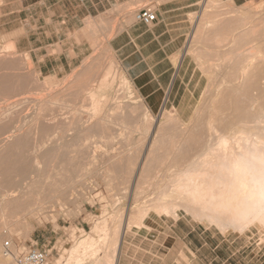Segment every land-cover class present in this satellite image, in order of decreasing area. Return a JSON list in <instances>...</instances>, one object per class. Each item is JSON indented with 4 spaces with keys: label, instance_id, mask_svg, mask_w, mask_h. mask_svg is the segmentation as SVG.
<instances>
[{
    "label": "rangeland",
    "instance_id": "1",
    "mask_svg": "<svg viewBox=\"0 0 264 264\" xmlns=\"http://www.w3.org/2000/svg\"><path fill=\"white\" fill-rule=\"evenodd\" d=\"M67 1L71 2L67 3V8L81 7L78 0ZM187 1L135 0L90 18L87 25L93 32L91 52L78 68L59 78L40 74L31 56L17 46L16 34H1L17 27L15 17L11 18L15 25L0 28V193L6 191L1 194L11 196L6 197L10 202L3 201L4 205L0 196L4 211L0 208V213H5L0 214L4 217L0 218V250L3 241L11 236L20 251L37 245L52 250V264L58 261L67 264L69 250L75 241L91 233L101 220L115 226H108L116 229L113 235L110 233L111 237H119L118 232H124L118 264H121L128 242L132 243L128 253L133 264H264V225L256 222L243 229L228 227L223 230L201 214L202 217L199 210L190 209L195 211L190 212L184 199L163 198L164 191L173 187L172 183L167 185L169 188L165 187L171 182V173L167 164L160 165L157 161L167 156L170 139L179 141L182 134L189 137L199 131L196 125L215 106L221 89L222 69L229 66V54L250 46H254L255 55L264 54V0H190L197 3L175 12L184 14L181 16L187 20L182 53L187 71L176 104L159 112L153 113L147 108L133 82L124 86L122 81L128 76L110 44L115 33L125 30L135 20L136 12L145 6L157 10L165 4L181 6ZM54 2L57 0H51V4ZM50 11L53 7L46 14ZM256 39L261 40L260 45ZM109 66L115 68L117 77L105 91H98L97 84ZM167 116L169 120L172 117L171 122L167 121ZM165 119L169 123L164 122ZM161 138L164 141L160 144ZM180 148L177 151L180 154L174 158L186 159L188 153L191 156L204 151L194 147L191 150L184 145ZM20 183L29 189L21 187ZM30 185L35 188L33 193L43 188L42 193H48V198L41 192L44 197L31 192L33 200L29 196L25 198L28 202L24 200L22 204L20 198L26 195L24 189L29 193ZM49 192L52 193L49 195ZM13 197H16L15 202ZM32 201L35 205L28 204H33ZM161 202L169 209L165 210ZM26 204L28 209L22 207ZM13 206L25 211L22 213L18 208L20 211L13 215ZM158 206L163 210L156 208ZM11 207L13 210L9 211ZM137 213L141 215L135 218ZM186 243H190L193 250L189 254ZM102 249L106 250H101L100 257L110 250L105 246ZM111 250L109 252L113 253V248ZM0 257L4 262L1 251ZM12 260L5 262L12 264ZM70 262L68 264L76 263Z\"/></svg>",
    "mask_w": 264,
    "mask_h": 264
},
{
    "label": "bare ground",
    "instance_id": "2",
    "mask_svg": "<svg viewBox=\"0 0 264 264\" xmlns=\"http://www.w3.org/2000/svg\"><path fill=\"white\" fill-rule=\"evenodd\" d=\"M260 36L263 37V34H260ZM259 39H261V38H259ZM262 39H264V38H262ZM253 40H254V38H253ZM257 41H259V40L256 39L255 42H257ZM260 41L257 44L260 45L261 44ZM238 46H239V44H238ZM253 48H254V46L244 47V48L242 47V48L236 49V50L232 51L233 54L231 53L232 54L231 57H230L231 54L228 53L229 54V60H228L229 66L226 65L227 67L225 66L226 68L222 69V70H224V73L222 75L221 85L219 84L221 86V89H220V93H218L219 94L218 97H216L217 99H215L216 100L215 106H214V104H212V106H214V107H211V110H210V112H208L207 117H205L204 120L200 121V124L196 125L197 128L195 126V128L199 129L200 132L198 131L199 132L198 133L197 130L194 128L196 130V131L194 130L195 131L194 134L196 133V135L188 137L186 134H182L180 136V139H178L179 141H177L176 139L175 140L170 139L171 140L170 141L171 147L169 145L170 148L167 150V154H166L167 156H164L163 158L161 156L160 157L161 159L158 157L159 160H157L159 163H161L160 165L167 164L168 168L167 167L166 168L171 173V178L169 179L171 182H168L165 185V187L167 185H169V183H170V186H171V183L173 186V187H170L171 190L168 189L169 186H167L168 188H166V189L164 188L165 190H169L171 192L164 191V193L161 195V193H162L161 192L160 195L163 196V198L165 196L166 199H167V197H169V198L171 197L172 199H173V197H177V199L178 198L184 199L183 201H185V202L187 201L186 203H188L187 206L189 205L188 209L190 212L192 211L190 209H195V211L199 210L198 212L200 213V215L202 214L203 216H205V218L206 217L209 218L212 222L218 224V226H221L222 229L228 228V227L243 229V228H245L251 224H254L256 222L260 223L261 225H264V54H258L257 55V53H256V55H255V53L252 52V51H254ZM210 62H211V60H210ZM211 63H213V62H211ZM87 75H88V73H87ZM116 77H117V72L115 71V68L113 66H109L105 70V72L102 74L101 78L99 77L100 80L98 79L99 80V83L97 84L98 85V91H105L115 81ZM123 80L124 81H122V82L124 83V86L131 82L129 77H124ZM87 84L88 83H86V85ZM217 90H219V89H217ZM131 91H133V90H131ZM96 94H97V92L95 93V97L97 98L98 95H96ZM104 97L105 96H103V98ZM93 98H94V94H93ZM120 98H122V97H120ZM120 98H119V100H120ZM87 101H89V100H87ZM137 111H135V113ZM106 115H107V113H106ZM132 116H134V115H132ZM171 118L172 117H170V120H169V117L167 116L166 119H167V121L169 120V122H171L172 121ZM166 119L164 122H166ZM128 121H129V118H128ZM121 122H122V120H121ZM169 122H166V123H169ZM125 124H127V123H125ZM1 127H3V126H1ZM99 132H100V130H99ZM86 139H87V137H86ZM69 141H70V139H69ZM156 141H157V139H156ZM159 141L161 144V142H163L164 140H163V138H161V140L159 139ZM181 141H183V142H181ZM179 142H181L182 144H180ZM70 145L72 146L71 142H70ZM94 145H95V143H94ZM181 145H184L185 147H189L190 149L194 147L198 151H199V149L204 150V151H202V153L192 154L191 156H188L189 155V153H188L186 159L185 158L182 159V157H181L182 160L179 159L178 157L174 158L177 154V151L181 149L180 148ZM30 146H31V144H30ZM46 146H48V145H46ZM153 147H154V145H153ZM195 149H193V150H195ZM18 152H20V151H18ZM49 153H50V151H49ZM178 154H180V153H178ZM178 154H177V156H178ZM176 159H179V161ZM33 161L35 162V160H33ZM52 167H53V165H52ZM19 171H21V170H19ZM22 174H23V172H22ZM1 175H2V173H1ZM29 178H30V176H29ZM26 181H27V179H26ZM29 182H30V180H29ZM17 183H15V184H17ZM35 183H36V187H38L39 183L37 181ZM30 184H32V183H30ZM34 184H32V185H34ZM47 184H49V183H47ZM160 184H161V182L159 183V185ZM17 185H19V183ZM32 185H30L32 187V188L30 187V190H29L30 194L27 192L28 190L25 191V189H24V192H26V195H25V193L23 195L21 194L23 197H24V195L26 196V197H24V199H22L23 197L20 198L21 196L19 195L20 194L19 192H21L22 189L20 191L18 190L19 192H17V193H19L18 194L20 196L19 198L21 200H23V202L20 200V203H17L18 201H16V203L19 204V207H20L21 202H22V204H25V202H24L25 198L28 199V197L33 193L35 188H33L34 186H32ZM12 186H14V185H12ZM21 187H25V186L22 185ZM28 187L29 186H26L25 188H28ZM40 187H42V186H40ZM15 188L16 187H14V189ZM44 188H45V186H44ZM158 188H159V186H158ZM18 189H20V188L18 187ZM31 189H32V191H31ZM42 189H41V191H37V190H39V188H38L36 190V192L33 193L34 196H36V194L38 195V193L40 194V192L42 193V191L44 190V189L43 190ZM50 189H49V191H50ZM162 191H163V189H162ZM5 192L6 191L1 192V193L5 194ZM166 192H168V193H166ZM1 193H0V196L2 195ZM14 193H15V190H14ZM14 193H12V194H14ZM50 193H52V192H49V195H50ZM8 194H10V193H8ZM15 194H14V196H15ZM43 194L45 195V193H42V195ZM7 196H5V195L1 196L3 199L2 205H4L6 201L10 202L9 199L7 200V198H6ZM31 196L29 197L30 199L33 198ZM40 196H41V194H40ZM52 196H53V194L51 195V197ZM8 197H11V196L9 195ZM41 197H44V196H41ZM41 197L38 196V198H41ZM46 197L48 198V196H46ZM51 197H49V198H51ZM15 199H16V197L15 198L13 197L12 201ZM30 199H29V201H30ZM34 199L36 201L38 200V202L40 201L37 198H34ZM58 199H60V198H58ZM31 200H33V199H31ZM161 200L162 199H160L159 201H161ZM3 201H5L4 204H3ZM159 201L157 200V202H159ZM13 202H15V201H13ZM13 202H12V204L14 205ZM26 202H28V200ZM30 203L31 202H29L28 204L29 205H35L36 202H33V204L32 203L30 204ZM161 203L164 204L163 208H165V210L169 209V207L165 206L164 202H161ZM2 205H0V208L2 207ZM9 205H11V203ZM25 206L27 207V204L22 205V207H24L26 209ZM4 207L6 208L7 206H4ZM18 208L14 207L15 210H13L11 207V209H9V211L13 210L12 211L13 215L15 214V211L17 212V210H19V209L21 210V211L19 210L20 212H22V210H23V212L25 211L24 208L23 209H21V208L18 209ZM156 208H158L159 210L161 209V208H159V206ZM163 208L161 210H163ZM27 209H28V207H27ZM2 211H3V209H2ZM30 211H31V209H30ZM195 211L193 210L192 212H195ZM6 212L8 213V211H6ZM0 214L5 215V213L4 214L0 213ZM18 214H20V213H18ZM137 214H138L137 216L134 215L135 218L138 217L140 213H137ZM33 216H34V214H33ZM0 218H4V217H0ZM9 219H11V218H9ZM134 219H132V220L134 221ZM136 220L138 221L139 218ZM6 222H8V221H6ZM97 223L98 224H96V226L94 227L93 231H91V233L89 232L86 235H84L82 238H80L79 240L75 241V245L69 250V256L66 259L68 261V263H71L70 261H75L77 264H83V263L85 264L87 261L90 264H118L119 263V259H118L119 258V249L121 248V245H122L124 232L120 231L121 232L120 233L117 231L120 235H119V237H116L115 235H114L115 237L112 236L114 238L113 239L111 237L110 233H112V235H113V231L115 232L116 229L112 230V228H109L108 226L111 225L109 222H108L109 225H107V222H101V220H100V223L99 222H97ZM134 223H136V222H134ZM128 224L130 225L132 223H128ZM25 225H27V224H25ZM111 226L115 227L113 225H111ZM131 226H133V225H131ZM119 227L122 230V227L121 226H119ZM22 229H24V228H22ZM110 230L112 232H110ZM126 230H125V232H126ZM20 231H22V230H20ZM117 232H116V234L118 236ZM110 239H113V241H110ZM104 246H105V248L110 249V250H111V248H113L114 251H113V253H110L109 252L110 250L106 251L105 255L102 254L104 257H100L101 250H103V251L106 250V249H102V248H104ZM1 257H0V264H7L8 262L6 263L5 261H9V263L11 262V258L5 257V261H4L5 263H4L2 261L4 259ZM60 263L61 262L58 261V264H60ZM76 263H74V264H76ZM72 264H73V262H72Z\"/></svg>",
    "mask_w": 264,
    "mask_h": 264
},
{
    "label": "crops",
    "instance_id": "3",
    "mask_svg": "<svg viewBox=\"0 0 264 264\" xmlns=\"http://www.w3.org/2000/svg\"><path fill=\"white\" fill-rule=\"evenodd\" d=\"M130 1L135 0H88L72 9L67 8L71 2L66 0L53 4L51 0H0V28L15 25L13 17L18 20L16 28L1 34L18 36L17 46L31 56L40 74L64 77L78 68L92 50L93 32L87 20ZM196 3L189 0L176 7L165 4L155 9L157 20L152 24L134 20L110 39L137 94L153 113L176 104L187 71L182 54L187 20L181 16L184 14L175 12ZM52 7L53 11L46 14ZM131 246L129 242L125 246L121 264H133L128 253ZM185 247L188 254L193 251L190 243Z\"/></svg>",
    "mask_w": 264,
    "mask_h": 264
},
{
    "label": "built area",
    "instance_id": "4",
    "mask_svg": "<svg viewBox=\"0 0 264 264\" xmlns=\"http://www.w3.org/2000/svg\"><path fill=\"white\" fill-rule=\"evenodd\" d=\"M85 3L88 0H78ZM135 20L150 25L157 20V12L150 6L138 10ZM1 253L6 258H12V264H52V250L40 248L33 245L29 250L20 251L11 236H8L2 243Z\"/></svg>",
    "mask_w": 264,
    "mask_h": 264
}]
</instances>
